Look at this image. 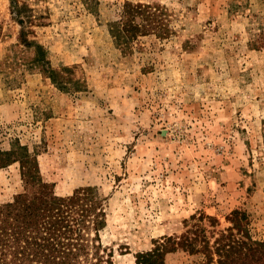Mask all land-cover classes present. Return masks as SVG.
<instances>
[{
    "label": "rangeland",
    "instance_id": "obj_1",
    "mask_svg": "<svg viewBox=\"0 0 264 264\" xmlns=\"http://www.w3.org/2000/svg\"><path fill=\"white\" fill-rule=\"evenodd\" d=\"M127 1L160 25L121 45L110 23ZM92 2L17 0L28 39L71 78L62 90L0 0V151L27 145L57 195L97 188L107 224L90 231L94 262L138 264L201 213L218 220L198 223L211 242L235 209L264 241V0ZM23 189L20 163L0 166V204Z\"/></svg>",
    "mask_w": 264,
    "mask_h": 264
},
{
    "label": "trees",
    "instance_id": "obj_2",
    "mask_svg": "<svg viewBox=\"0 0 264 264\" xmlns=\"http://www.w3.org/2000/svg\"><path fill=\"white\" fill-rule=\"evenodd\" d=\"M12 4L22 25L21 42L35 45L37 62L58 88L67 89L71 78L49 65L42 44L28 39L32 31L26 28L25 18L19 17L22 8L17 0ZM151 8L149 4L124 2L110 23L116 41L128 44L140 33L157 29L158 15ZM17 148L0 151V166L18 161L24 180L23 191L13 201L0 204V264H104L102 260L94 262L90 252V231L99 236L107 224L97 188L85 186L67 196L57 195L53 185L43 179L36 155L27 145ZM192 218L197 221L191 228L180 235L166 236L153 250L140 253L138 264H164V253L178 248L203 253L206 260L199 264H264V241L249 235L245 212L233 210L227 216L232 225L219 229L212 242L198 223L214 218L202 213ZM213 222L218 224V220Z\"/></svg>",
    "mask_w": 264,
    "mask_h": 264
}]
</instances>
